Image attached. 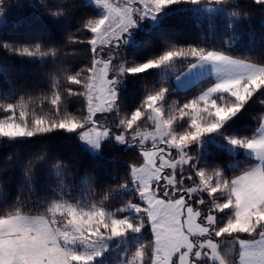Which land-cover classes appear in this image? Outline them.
I'll return each mask as SVG.
<instances>
[{"label":"trees","instance_id":"trees-1","mask_svg":"<svg viewBox=\"0 0 264 264\" xmlns=\"http://www.w3.org/2000/svg\"><path fill=\"white\" fill-rule=\"evenodd\" d=\"M79 2L81 7L75 14L57 17L52 12L62 6L60 0H2L0 120L10 118L9 105L14 106L12 115L20 123L25 122L21 114H26L29 127L38 118L56 120L63 114L50 103L57 92L68 103V110L77 113L81 101L78 97H70L67 89L70 77L87 62L85 54L89 45L75 43V36H69V32L78 30L87 20L101 17L96 7L85 0ZM145 23L148 26L145 32L135 31L133 42L123 47V58L128 66L158 58L173 48L196 46L264 67V6L257 5L254 0H225L223 4L210 3V0L192 4L180 0L163 8L160 19L153 26ZM81 35L91 34L85 29ZM36 44L42 46L46 55L28 56L15 51ZM194 62L193 58H176L142 73L125 74L118 86V112L109 114L108 120L113 126L117 125L119 119L134 112L148 94L162 88L168 89L162 101L164 112L174 115L178 106L198 98L210 82V79L201 81L184 91L174 88L173 74ZM241 96L248 94L241 92ZM232 101L234 97L226 95L222 102ZM243 102L241 110L223 127L213 133H203L200 140L187 149L198 166L207 171L210 180H218L220 173L226 181L234 180L256 165V161L245 154L244 147L231 145L227 138H247L255 134L259 128L258 118L264 117V89ZM188 126L189 121L177 120L174 128L183 132ZM150 128L148 122L141 131ZM110 144L114 146L111 148ZM136 155V148L119 146L113 139L102 144L99 154H90L78 140L77 133L64 130L15 139L0 137V219L15 215L40 216L49 221L57 220L59 223L55 224L63 226L66 209L53 208V204L66 199L76 205L77 210H92L96 206L115 213L123 206L122 199L132 194L126 191L122 198H113L107 189V184L115 183L110 173L114 164L123 171L128 159ZM29 162H32L31 168ZM106 195L108 199L104 198ZM202 195L210 200L207 193ZM120 215H126L133 223L138 220L132 209L126 208ZM228 218L223 213L218 214L217 225L223 226ZM242 238L254 237L242 234ZM148 239L147 228L139 234L130 232L113 238L107 241L108 250L95 264L127 263L129 256L141 248L143 264H149ZM219 247L226 264H239L238 242L225 237L219 241Z\"/></svg>","mask_w":264,"mask_h":264},{"label":"snow or ice","instance_id":"snow-or-ice-1","mask_svg":"<svg viewBox=\"0 0 264 264\" xmlns=\"http://www.w3.org/2000/svg\"><path fill=\"white\" fill-rule=\"evenodd\" d=\"M179 2L95 0L105 10V14L87 20L81 28L69 32V36H75V43L89 45L85 54L87 62L70 77V87L67 89L70 97H78L81 101L77 113L68 110V103L57 92L50 98V103L63 113L56 120L38 118L29 127L26 114H21L24 123L12 115L15 112L12 105L7 108L10 118L0 120V137L15 139L64 130L77 133L82 141L94 149H100L102 142L109 138L137 150V155L128 159L123 171L114 164L110 173L115 183L107 184V189L113 198H122L126 191L132 194L128 199H122L123 206L118 207L115 213L96 206L92 210H77V206L67 199L54 202L53 208L59 206L66 209L63 231L70 234L73 242H78L87 250L76 253L72 248L61 246L57 243L58 234H46L34 244L25 237L24 242L15 247L21 250L35 247L37 255L32 264H95L97 257L103 256L107 241L130 232L139 234L145 228L148 229V242L153 249V264H226L219 247V241L225 237L238 242L240 264H264V200L247 195L238 181H226L223 173H220L218 180L208 179L207 171L198 166L187 150L200 140L203 133H213L223 127L227 120L241 110L245 99H250L264 89V67L196 46L173 48L158 58L135 66H128L123 58V47L128 43L126 34L136 24L134 14L139 12L143 17L154 16L163 8ZM187 2L199 4L201 0ZM224 2L210 0L214 4ZM60 3L62 6L52 15L68 17L81 7L79 0H60ZM254 3L264 6V0H254ZM85 29L91 35L82 36ZM15 51L28 56L46 55L40 44L23 46ZM50 51L55 52V49ZM176 58H193L196 63L190 65V69L200 63H214L223 73L229 67L236 66H245L254 69V72L247 78L223 75L198 98L178 106L174 115L164 112L162 101L168 89L162 88L148 94L134 112L123 116L113 126L108 115L113 111L118 112V86L122 77L125 74L142 73ZM105 64L108 66L106 74L100 72ZM241 92L248 96H241ZM226 95L234 97V101L223 103ZM177 120L189 121L188 129L176 131L174 125ZM149 121L153 131H141L142 126ZM258 126V136L227 139L233 146L252 149L256 143L264 142V117L258 118ZM257 137H260L259 141ZM109 146L112 148L114 145ZM149 153L155 154L157 169H152L146 163ZM254 155L256 165L264 169V153ZM141 165H144V172L137 177L134 170ZM32 166V162H29V168ZM154 174H158L159 178H151ZM89 186L92 187L93 183ZM203 193H207L210 200H206ZM104 198L108 199V196ZM176 206H179V210ZM126 208L134 210L138 217L136 223L126 215H120ZM221 213L229 218L223 226H218L216 219ZM242 234L254 238H242ZM98 241H105V246L95 250ZM10 264L26 262L14 257ZM131 264H143L142 248Z\"/></svg>","mask_w":264,"mask_h":264},{"label":"rangeland","instance_id":"rangeland-1","mask_svg":"<svg viewBox=\"0 0 264 264\" xmlns=\"http://www.w3.org/2000/svg\"><path fill=\"white\" fill-rule=\"evenodd\" d=\"M85 1L91 4L92 6L96 7L101 13V16L105 14V10L102 7L98 6L95 3V0H85ZM160 14L161 11L155 14L154 16L143 17L139 12L135 13L134 18L136 19V24L132 29H130V33L126 34V37L128 38L127 44L133 42L135 37L133 33L135 31L138 32L139 34L145 32L146 28L148 27L146 26L147 25L145 23L146 21L147 23L150 24L149 26H153L154 24H156L160 19ZM232 58L236 60H243L235 57ZM246 62L250 63L249 61ZM194 63H196V61ZM154 67L156 68L157 66ZM107 69L108 66L105 64L104 67L100 69V72L106 74ZM253 72L254 69H250L245 66H236V67H229L227 71L223 73L222 71L218 70L217 66L214 65V63H200L197 64L195 68L190 69V66H188L187 68L181 70V72L175 74H173L174 73L173 72L172 74L174 77L173 84L176 90L184 91L201 81L210 79L208 86L204 90L206 91L208 88L212 87L216 82H218L223 77V75H228L231 76L232 78H239V77L247 78ZM149 123L151 124V121H149ZM152 131L153 129L150 128L145 130L144 132H152ZM78 140L90 154L96 155L100 153L101 148L94 149L87 142L82 141L79 138V136H78ZM108 140L109 138H106L104 142ZM104 142H102V144ZM114 142L119 146L122 145L119 142L116 141ZM122 146L125 147V145ZM155 161H156L155 154L149 153L146 156V163L149 164L152 169H157V164ZM134 172L137 177L142 175L144 172V165H141L139 169H135ZM151 178L158 179L159 177L158 174H154L152 175ZM254 189L257 190L256 192H259L258 193L259 197H263L262 195H260L262 191L258 190V186H256L255 184H254ZM254 192L255 191H253L252 193L254 194ZM176 208L177 210H179V206H176ZM56 222L57 220L49 221L48 219H45L40 216H27V215H15L12 217L0 219V264H10L11 260L14 257H19L21 260L25 261L26 264H32V261L37 255L36 248L25 247L23 250H21L15 246L17 244L24 242L25 237L30 238V241L34 244L36 241L43 239L45 235L49 233L58 234L57 243H59L61 246L72 248L76 253H81L87 250L78 242H73L70 237V234L64 232L63 226L56 225L55 224ZM104 246H105V241H98L95 250H100L101 248H104ZM107 250H108V243L105 251ZM89 251L92 250L89 249ZM137 252H135L132 255V257L129 256L130 260L127 263H121V264H131L134 257L137 255ZM149 254H150L149 264H153V249L151 243H150ZM6 256L8 257L7 259ZM147 262H148V258H147ZM239 264H240V257H239Z\"/></svg>","mask_w":264,"mask_h":264},{"label":"crops","instance_id":"crops-1","mask_svg":"<svg viewBox=\"0 0 264 264\" xmlns=\"http://www.w3.org/2000/svg\"><path fill=\"white\" fill-rule=\"evenodd\" d=\"M258 135H260L259 128L254 136ZM257 140L259 141L260 137H257ZM254 153H264V142L256 143L252 149H245V154L256 161ZM235 181L239 182V186L245 190L247 195L264 200V169H261L258 165H255L252 170L238 176ZM254 184L258 186V190L262 191L260 195L263 197H259V192H256L257 190L254 189ZM253 191H255L254 194L252 193Z\"/></svg>","mask_w":264,"mask_h":264}]
</instances>
